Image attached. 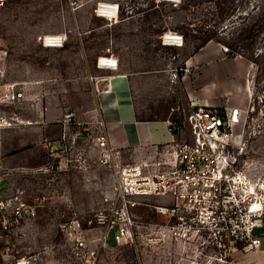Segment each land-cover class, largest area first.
Wrapping results in <instances>:
<instances>
[{
	"label": "rangeland",
	"instance_id": "rangeland-1",
	"mask_svg": "<svg viewBox=\"0 0 264 264\" xmlns=\"http://www.w3.org/2000/svg\"><path fill=\"white\" fill-rule=\"evenodd\" d=\"M123 1L132 12L109 21L93 13L95 0H78L77 9L66 0H5L0 4V90L5 83L32 82V92L44 99L62 98L66 88L71 90L87 74L98 73L96 62L101 56L115 53L122 63L133 62L137 69L152 71L164 65L176 69L210 37L252 61L253 103L264 109V0H182L178 6L156 0ZM167 32L181 34L182 46L163 44L161 35ZM46 34H67V40L61 47L45 46ZM143 99L148 100L152 117H162L176 105L170 97ZM1 109L19 113L24 106ZM260 120L264 124V114ZM250 149L252 157L264 164V125ZM47 161L10 168L14 187L37 202L38 213L17 233L0 236L3 264H76L60 225L98 212L112 192L114 175L107 166L48 169ZM258 192L264 195V190ZM136 200L135 243L117 244L111 233L97 264H231L235 260L236 252L222 260L206 257L200 248L186 251L170 243L160 232L164 216L154 208L161 199Z\"/></svg>",
	"mask_w": 264,
	"mask_h": 264
},
{
	"label": "built area",
	"instance_id": "built-area-1",
	"mask_svg": "<svg viewBox=\"0 0 264 264\" xmlns=\"http://www.w3.org/2000/svg\"><path fill=\"white\" fill-rule=\"evenodd\" d=\"M4 1L0 0V4ZM66 1L73 9L81 6L78 0ZM156 2L178 6L182 0ZM123 12H132L123 0H95L93 6L96 16L109 21H117ZM58 36L53 38L55 41L44 37L42 42L45 46L56 42L61 47L67 34ZM166 36V33L161 35L163 44L171 41L170 45L182 46L181 34L175 33L172 40ZM220 47L227 56H243L228 44ZM100 58L98 64L102 67H118L117 59L113 60L112 56L108 57L112 59L109 64H103ZM180 71L191 73L192 65L186 62L180 65L175 69V77ZM91 79L98 91V77ZM31 83L1 85L0 180L3 181L11 172L5 164L3 130L24 120L18 112L6 111L1 106L22 105L28 98L40 99V93L32 92ZM46 108V104H41L42 110ZM181 111L168 120L173 138L153 145L138 159H125L121 149L110 143L100 106L85 121L78 119L74 109L64 112L60 145L46 143L48 169L87 170L92 163H98L111 168L114 175L112 192L105 196L101 210L85 218L73 217L60 225L70 247L69 256L76 264H97L111 233L117 244L135 243L137 222L133 208L141 197L161 199L154 205L164 216L160 232L170 243L186 251L200 248L206 257L219 256L223 260L234 252L259 248L261 239L256 229L264 223V195L258 191L264 190V164L252 157L250 148L263 131L260 119L264 109H257L252 94L246 108L192 103ZM24 193L21 188H13L9 195L0 193V236L17 233L37 216V202L26 199ZM255 201L260 202L259 207H253Z\"/></svg>",
	"mask_w": 264,
	"mask_h": 264
},
{
	"label": "crops",
	"instance_id": "crops-1",
	"mask_svg": "<svg viewBox=\"0 0 264 264\" xmlns=\"http://www.w3.org/2000/svg\"><path fill=\"white\" fill-rule=\"evenodd\" d=\"M111 56L113 60L117 59V68L102 67L96 62L98 73L87 74L89 77L71 90L66 88L68 92L62 98L52 95V98L44 99L41 94L40 99L28 98L23 103L24 110L19 114L24 121L4 129L2 134L8 168L28 162L40 164L45 158L47 160L49 146L46 143L50 141L55 146L60 145L63 116L68 109L76 110L78 119L85 121L89 119L90 112L100 106L110 143L121 149L124 157L138 159L147 154L153 145L173 138L168 130V120L175 118L183 108L188 109L192 103L246 108L253 94L252 61L244 56L234 58L225 55L213 41L193 51L186 60L193 71H180L177 77L175 68L168 69L166 65L152 71L137 69L133 62L122 63L115 53ZM108 71L110 75L105 76ZM91 76L98 77V91ZM145 96L174 98L176 105L168 108L166 115L152 117L148 114L152 108L148 100L143 99ZM37 101L38 104L33 106L32 102ZM41 104L47 105L46 110L41 109ZM2 181L0 193L9 195L15 188L12 174ZM256 234L261 239L259 248L247 253L237 251L231 264H264V223L256 229ZM2 255L0 252V264H3Z\"/></svg>",
	"mask_w": 264,
	"mask_h": 264
},
{
	"label": "bare ground",
	"instance_id": "bare-ground-1",
	"mask_svg": "<svg viewBox=\"0 0 264 264\" xmlns=\"http://www.w3.org/2000/svg\"><path fill=\"white\" fill-rule=\"evenodd\" d=\"M166 35H167L166 37L168 38V40H172V37L175 36V34L173 32H167ZM44 37L46 38V40L55 41L53 38H56V37H59V36H58V34H46ZM57 44L58 43H56V42L55 43L52 42L49 45L50 46H57ZM100 59H101V62L103 64H109V62L112 61V59H109L107 56H101ZM251 187H252V190H255V187H254L253 183H251ZM262 187H264V186H262ZM259 206H260V202L255 201L254 204H253V207L256 208V207H259Z\"/></svg>",
	"mask_w": 264,
	"mask_h": 264
},
{
	"label": "trees",
	"instance_id": "trees-1",
	"mask_svg": "<svg viewBox=\"0 0 264 264\" xmlns=\"http://www.w3.org/2000/svg\"><path fill=\"white\" fill-rule=\"evenodd\" d=\"M210 40H211L210 37L206 38V39L203 41V44H202L201 46L205 45V44L208 43ZM198 48H199V47H196V49H198Z\"/></svg>",
	"mask_w": 264,
	"mask_h": 264
}]
</instances>
